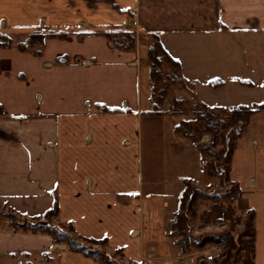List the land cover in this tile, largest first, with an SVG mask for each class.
Returning <instances> with one entry per match:
<instances>
[{
  "label": "crops",
  "instance_id": "1",
  "mask_svg": "<svg viewBox=\"0 0 264 264\" xmlns=\"http://www.w3.org/2000/svg\"><path fill=\"white\" fill-rule=\"evenodd\" d=\"M122 31L133 49L108 37ZM36 33L42 44L20 49ZM0 34L14 41L0 44V210L43 222L57 201L56 223L105 241L122 264H192L170 226L186 184L212 179L176 131L187 119L172 114L174 99L149 114L152 36L180 65L182 97L262 105L264 0H0ZM230 180L236 210L254 213V264H264V110L237 141ZM0 264L100 263L0 217Z\"/></svg>",
  "mask_w": 264,
  "mask_h": 264
},
{
  "label": "rangeland",
  "instance_id": "2",
  "mask_svg": "<svg viewBox=\"0 0 264 264\" xmlns=\"http://www.w3.org/2000/svg\"><path fill=\"white\" fill-rule=\"evenodd\" d=\"M115 34L118 40L124 39L123 34ZM34 35L39 37L45 34L36 33ZM8 41L14 42L8 35L0 34L1 45H4L3 42ZM26 42L20 43L27 46ZM161 71L167 77L164 80V86L167 88V95L164 100L171 97L174 99L173 102L175 100L178 102V108L181 113L177 116H183L187 119V122H191L193 126L191 135L200 144L208 145L210 153H204L208 159L204 165H206L208 171L214 174V176H210L212 182L206 187H198L190 184L187 189H184L182 206L185 212L181 213L185 220L184 232L188 239L196 241V243L208 237L229 235L235 243V247L232 245L234 247L233 249L230 246V251L233 255L231 262L233 264H242L243 260H248L251 264L253 261V251L251 248V235L253 232L252 211L240 213L236 210L235 203L240 192L237 191L236 184L228 178V154L231 150L232 143L240 132V127L234 126V124L229 122L230 120L228 119L232 115L231 109H213L217 110L216 113L221 119H227L226 123L223 128H217V133L215 134L202 132L201 124L196 121L197 119L191 113V110L196 105V100L194 98L182 97L181 91L187 89V86L184 82L176 79L179 75L175 66L165 61L162 63ZM206 136L209 137L208 141L204 140ZM0 217L10 221L12 225H23L25 222L35 223L37 221L35 219L25 220L3 210H0ZM37 222L49 225L70 237H76L71 225L56 223L54 216H50L46 221ZM171 233L177 238L178 242L185 240L184 236L180 234L181 232L176 227L171 230ZM190 240L189 242H191ZM84 244L95 250L105 251V245L102 242L88 241ZM187 250L185 255L189 256L192 264H216L217 259L219 261L225 260L226 257L223 255L229 248L224 245L206 244L199 249L194 246H189ZM208 255L213 257V261L207 260L206 257ZM117 263L122 264L120 260H117Z\"/></svg>",
  "mask_w": 264,
  "mask_h": 264
},
{
  "label": "trees",
  "instance_id": "3",
  "mask_svg": "<svg viewBox=\"0 0 264 264\" xmlns=\"http://www.w3.org/2000/svg\"><path fill=\"white\" fill-rule=\"evenodd\" d=\"M115 33H121L123 34V40H118L115 36ZM113 34H108V37L111 39V41L114 43L115 46L130 50L133 49L135 46V37L132 33L128 31H122V32H115ZM115 34V35H114ZM46 35H41L39 37H36V35H32L26 42L27 46L31 48L33 44L38 43L42 44L43 39L45 38ZM51 36H60L64 37L65 35L63 34H51ZM153 42L149 48V67H150V85H151V98H152V111L149 113L152 116H156L161 114V104L163 103L166 95H167V88L164 86V80L167 78L166 76L163 75L161 71V66L162 63L167 61L168 63L172 64L175 66V69L179 71L180 65L177 61H175L164 49L163 45L161 44L159 38L155 35L152 36ZM11 41L8 42H3L4 45H9L11 44ZM25 44L20 43L18 46L22 50H27L29 49L27 46H24ZM60 62L63 61V59L59 60ZM176 78V77H175ZM178 81L184 82L180 77L176 78ZM216 85V84H215ZM215 87V86H214ZM178 102L175 100L172 105V113L174 115H179L181 112L178 108ZM264 110V104L262 105H254L253 107H246V106H240L237 108H234L231 110L232 115L228 120L229 122L234 124V126L240 127V132L237 135L235 141L232 143L231 150L228 154L229 160V170H228V178L230 179V163H231V158L232 155L235 151L237 141L238 139L243 135V133L246 131L247 127L250 124L251 118L253 115L256 113H259ZM217 110H213L206 105L197 102L195 107L191 110L192 115L197 119L196 121L199 122L201 125V130L202 132L205 133H217L216 129L221 127L223 128L226 120L227 119H221L220 116L216 113ZM192 130L193 126L191 122H187L186 120L181 121L177 126H176V131L179 134L184 135L185 137L191 138L194 142H196L198 149L204 153H210L208 145H202L200 144L199 141H197L192 135ZM204 171L207 172L209 176H214L211 171L207 170L206 165L203 166ZM220 176H222L220 174ZM190 184H186V189L189 187ZM237 191L240 192L239 187L236 185ZM182 198L183 194L181 196L180 200V210L178 214L175 216L174 220L171 222V230L173 228H177L180 234L184 236L185 240L184 241H179L178 245L181 247V251L183 254L187 253V249L189 246H194L195 248L199 249L202 248L206 244H213V245H224L229 248V250L223 255L225 256V260L219 261V259L216 260V264H233L231 262V259H233V255L231 254V247L232 245L234 246V240L231 236H220V237H208L204 239L203 241H199V243H196V241H191L188 239L187 235L184 232V224L185 220L181 213H184V209L182 206ZM59 213V207L57 201L54 202V205L51 210H49L45 214V220H48L50 216L57 217ZM252 220H254V213L252 212ZM15 228H22L25 230H31L32 232H42V233H48L50 234L55 241L58 242H66L69 245V248L71 251L76 252V253H81L84 256L88 258H92L95 261L99 262L100 264H119L117 263V260L115 258L110 257L106 251H98L95 250L84 243L88 241H97L94 239H82L78 237L74 229L72 227L73 233L76 235L75 238L70 237L55 228L50 227L49 225L42 224L40 222H35V223H28L25 222L23 225H13ZM183 230V231H182ZM172 235V233H171ZM173 236V235H172ZM189 240L191 242H189ZM251 240H252V251H253V261L251 264H254V256H255V232L253 228V232L251 235ZM105 244V241H99ZM191 243V244H190ZM231 246V247H230ZM235 247V246H234ZM232 247V249L234 248ZM218 261V262H217ZM242 264H250L248 260H243Z\"/></svg>",
  "mask_w": 264,
  "mask_h": 264
},
{
  "label": "built area",
  "instance_id": "4",
  "mask_svg": "<svg viewBox=\"0 0 264 264\" xmlns=\"http://www.w3.org/2000/svg\"><path fill=\"white\" fill-rule=\"evenodd\" d=\"M206 258L208 261H213V257L211 255H208Z\"/></svg>",
  "mask_w": 264,
  "mask_h": 264
}]
</instances>
